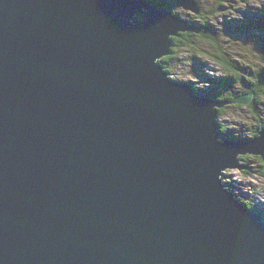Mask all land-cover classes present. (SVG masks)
<instances>
[{
    "label": "water",
    "instance_id": "water-1",
    "mask_svg": "<svg viewBox=\"0 0 264 264\" xmlns=\"http://www.w3.org/2000/svg\"><path fill=\"white\" fill-rule=\"evenodd\" d=\"M189 30L146 0H0V264H264L220 179L264 129L219 140L226 103L163 70Z\"/></svg>",
    "mask_w": 264,
    "mask_h": 264
},
{
    "label": "rangeland",
    "instance_id": "rangeland-1",
    "mask_svg": "<svg viewBox=\"0 0 264 264\" xmlns=\"http://www.w3.org/2000/svg\"><path fill=\"white\" fill-rule=\"evenodd\" d=\"M193 2L198 13L203 11L210 15L207 20L213 26L211 31L217 39L218 46L235 67L227 71L218 62L216 57L218 52L210 42L197 36L188 42L180 35L173 36L181 41L173 46L175 53L171 54L172 57H166L170 54L164 55L158 63L172 80L193 82L198 95L203 97L207 93L217 97L237 95L231 104L228 100H217L226 103L221 107L225 111L218 117V122L227 132L228 140L248 142L252 135L251 140L256 139L253 131L264 122V94L258 98V115H254L248 105L251 102L249 91L253 88L252 80L255 78L253 74L257 72L261 74V79H255L262 84L261 88H264V53L260 52V48L264 46V2L262 0H193ZM167 3L169 10L181 19L186 21L192 19L195 24L202 22L196 18L197 12L178 6L177 0H168ZM193 30L194 27L191 26V31ZM246 96H249V99L244 103L243 99ZM241 100L243 103H240ZM262 130H256L258 136ZM219 140L227 138L219 135ZM256 157L259 156L243 152L238 156V160L246 167L238 170L235 167L225 168L220 179L223 188L234 194L235 200H239L245 208H249L247 205L253 206L255 210L249 209L263 219L257 210L264 211V175L260 167L261 162ZM262 162L264 164V161Z\"/></svg>",
    "mask_w": 264,
    "mask_h": 264
},
{
    "label": "trees",
    "instance_id": "trees-1",
    "mask_svg": "<svg viewBox=\"0 0 264 264\" xmlns=\"http://www.w3.org/2000/svg\"><path fill=\"white\" fill-rule=\"evenodd\" d=\"M167 1L168 0H150V2L153 4V5H155V6H157V7H160V8H168V5H169V3H167ZM169 9V8H168ZM196 16V18L198 19V21H200V20H202V22L200 23H197V24H195V23H193V20L192 19H188L187 20V22H188V25L189 26H193L194 27V30L193 31H191V30H189V31H186V32H183L182 34H179L181 37H184L185 39H186V41H188V42H190V39L192 38V37H194V36H197L198 38H200V39H204L205 41H208V42H210L215 48H216V50H217V52H218V55L216 56L217 57V59H218V62L220 63V64H222L224 67H225V69L227 70V71H231V70H233V66L234 65H232L230 62H229V60L226 58V56H225V53L221 50V48L218 46V43H217V39L214 37V35H213V33H212V31H211V29H212V25H211V22H209V20H207L208 19V17L210 16V15H208V13H205V12H203V11H201V12H199L197 15H195ZM200 19V20H199ZM171 40H172V47H171V53H170V55H168V56H166V57H170L171 56V54L172 53H175V51H174V49H173V46L174 45H176L177 44V42H180L181 40H179V38L177 39V38H175V37H172L171 38ZM183 43V42H182ZM172 57V56H171ZM235 67V66H234ZM251 72V71H250ZM254 76H255V78L256 79H261L262 78V76H261V74H259L258 72L257 73H255V74H253ZM254 78V80H252V82H253V88H251L250 89V91H249V94H251V102L249 103V105H248V107H249V109L253 112V114L254 115H258V113H257V107H258V103H259V100H258V98L259 97H261L263 94H264V88H261V86H262V84L259 82V81H257L256 79ZM264 78V77H263ZM264 82V81H263ZM190 84H191V86H192V88L197 92V89H196V86L193 84V82H190ZM224 84V82H222L221 83V85H223ZM206 96H209L210 98H212V99H215V100H221V99H224V100H228V103L229 104H231V102L234 100V98H236L237 97V95H224V96H220V97H217V96H215L214 94H212V93H207L206 95H205V97ZM239 106H240V104H239ZM225 111V109L224 108H218V113H217V118H216V120H217V123H218V130H217V132L219 133V135H221L224 139H228L229 138V136H228V134H227V132H225V130H224V128L221 126V124L218 122V117L220 116V115H222V113ZM256 117V116H255ZM262 121H263V119H262ZM263 124V125H262ZM262 128H264V122H261L260 124H259V126H258V128L256 129V130H258V131H260V130H262ZM256 130H254L253 131V133H254V135H256V136H258L257 135V131ZM259 134V133H258ZM252 137H253V135H252ZM251 137V138H252ZM251 138H249V140H251ZM246 157V156H245ZM244 157V158H245ZM260 162H261V165H260V167H261V170H262V173H263V175H264V164H263V162H262V159L260 158V157H256ZM247 206H249V208L251 209V210H255V208L253 207V206H250V205H247ZM257 210V209H256ZM257 212H259V213H261L262 214V216H263V219H264V211H261V210H257Z\"/></svg>",
    "mask_w": 264,
    "mask_h": 264
},
{
    "label": "bare ground",
    "instance_id": "bare-ground-1",
    "mask_svg": "<svg viewBox=\"0 0 264 264\" xmlns=\"http://www.w3.org/2000/svg\"><path fill=\"white\" fill-rule=\"evenodd\" d=\"M146 1H148V2H149V0H146ZM247 169H248V168H247ZM245 170H246V169H245ZM238 201H239V200H238ZM243 205H244V204H243ZM246 209H249V208H247V207H246Z\"/></svg>",
    "mask_w": 264,
    "mask_h": 264
},
{
    "label": "clouds",
    "instance_id": "clouds-1",
    "mask_svg": "<svg viewBox=\"0 0 264 264\" xmlns=\"http://www.w3.org/2000/svg\"><path fill=\"white\" fill-rule=\"evenodd\" d=\"M262 2H264V0H262Z\"/></svg>",
    "mask_w": 264,
    "mask_h": 264
},
{
    "label": "flooded vegetation",
    "instance_id": "flooded-vegetation-1",
    "mask_svg": "<svg viewBox=\"0 0 264 264\" xmlns=\"http://www.w3.org/2000/svg\"><path fill=\"white\" fill-rule=\"evenodd\" d=\"M261 122V121H260Z\"/></svg>",
    "mask_w": 264,
    "mask_h": 264
}]
</instances>
